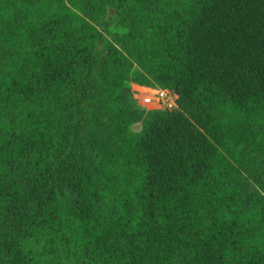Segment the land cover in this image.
Listing matches in <instances>:
<instances>
[{"label":"trees","instance_id":"trees-1","mask_svg":"<svg viewBox=\"0 0 264 264\" xmlns=\"http://www.w3.org/2000/svg\"><path fill=\"white\" fill-rule=\"evenodd\" d=\"M0 264H264V0H0Z\"/></svg>","mask_w":264,"mask_h":264},{"label":"built area","instance_id":"built-area-1","mask_svg":"<svg viewBox=\"0 0 264 264\" xmlns=\"http://www.w3.org/2000/svg\"><path fill=\"white\" fill-rule=\"evenodd\" d=\"M144 104L154 103L156 108L176 106L175 97L164 89H150V92L142 96Z\"/></svg>","mask_w":264,"mask_h":264},{"label":"rangeland","instance_id":"rangeland-1","mask_svg":"<svg viewBox=\"0 0 264 264\" xmlns=\"http://www.w3.org/2000/svg\"><path fill=\"white\" fill-rule=\"evenodd\" d=\"M135 89H137L136 98H137L138 102H139L141 105L146 106V107H150V108H152V107L155 106L154 103H151V104H144V103L142 102V99H141L142 96H144L145 94H147L148 92H150V90H148V89L145 88V87H139V86H135ZM134 128H135V129H140V124H139V123L136 124V125L134 126Z\"/></svg>","mask_w":264,"mask_h":264}]
</instances>
